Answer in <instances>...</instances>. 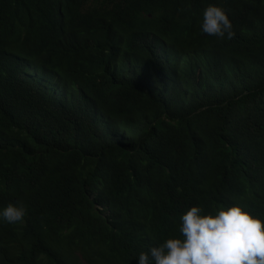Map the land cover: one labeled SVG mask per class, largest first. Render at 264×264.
<instances>
[{
	"label": "trees",
	"instance_id": "trees-1",
	"mask_svg": "<svg viewBox=\"0 0 264 264\" xmlns=\"http://www.w3.org/2000/svg\"><path fill=\"white\" fill-rule=\"evenodd\" d=\"M225 9L235 36L200 31ZM0 264H139L193 205L264 218V0H0Z\"/></svg>",
	"mask_w": 264,
	"mask_h": 264
},
{
	"label": "clouds",
	"instance_id": "clouds-1",
	"mask_svg": "<svg viewBox=\"0 0 264 264\" xmlns=\"http://www.w3.org/2000/svg\"><path fill=\"white\" fill-rule=\"evenodd\" d=\"M200 31L219 39L235 36L227 12L215 4L203 10ZM26 211L19 201L9 203L0 208V222L21 223ZM177 232L140 252L139 264H264V218L238 204L211 212L193 205L179 216Z\"/></svg>",
	"mask_w": 264,
	"mask_h": 264
}]
</instances>
